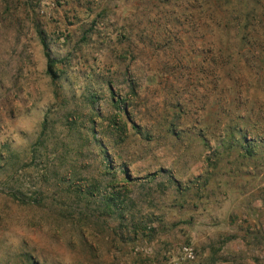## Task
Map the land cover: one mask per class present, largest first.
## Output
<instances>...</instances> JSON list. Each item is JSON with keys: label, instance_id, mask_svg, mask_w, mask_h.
<instances>
[{"label": "rangeland", "instance_id": "374dc122", "mask_svg": "<svg viewBox=\"0 0 264 264\" xmlns=\"http://www.w3.org/2000/svg\"><path fill=\"white\" fill-rule=\"evenodd\" d=\"M224 6L0 0V264H264V29Z\"/></svg>", "mask_w": 264, "mask_h": 264}, {"label": "trees", "instance_id": "16d2710c", "mask_svg": "<svg viewBox=\"0 0 264 264\" xmlns=\"http://www.w3.org/2000/svg\"><path fill=\"white\" fill-rule=\"evenodd\" d=\"M225 2V10H223L222 15H214L213 11L207 9L211 19V22L213 23L216 30H222L225 37L229 38L232 37V33H234L233 37L238 39L240 42V45L246 46L243 44L244 39L251 34V32L258 33L260 31V28L264 29V12L259 14L257 12V8L255 6H252L249 8L247 4H243V1L236 0L235 7L232 6L230 3H233L234 0H223ZM228 6L231 7V9H228ZM211 9V7H209ZM218 18V20H215L214 18ZM201 26V25H200ZM199 26V27H200ZM202 26H205L204 24ZM198 29V28H197ZM197 29H195L197 31ZM199 30V29H198ZM200 31V30H199ZM41 43L43 45V52L45 56L47 57V70L46 73L49 75L52 79V82L54 84L57 83L59 75L57 73L60 72L58 69V66L60 64H64L63 60L57 59L53 57L52 52H50V45L48 43L47 37L44 35L42 31H37ZM261 32V31H260ZM264 35V33H261ZM47 129L46 125L44 124V130ZM243 140L245 141V137H243ZM39 140L37 141V145H39ZM246 151L250 152L249 149ZM82 192V190L80 191ZM12 197L19 202L26 203L31 202L32 198L27 199L19 197L15 193H11ZM89 194V193H87ZM124 194H116L114 196H106L103 197L101 200L102 205L104 206L105 211L109 212V215L114 214V211H121L119 215V219L124 218L123 210L125 208L124 204ZM36 201V200H33ZM113 211V212H112ZM135 230V233L139 229L137 226H134L133 228Z\"/></svg>", "mask_w": 264, "mask_h": 264}, {"label": "built area", "instance_id": "2783aa9c", "mask_svg": "<svg viewBox=\"0 0 264 264\" xmlns=\"http://www.w3.org/2000/svg\"><path fill=\"white\" fill-rule=\"evenodd\" d=\"M184 251H185L186 256H187L188 258H192V252H191L189 249L185 248Z\"/></svg>", "mask_w": 264, "mask_h": 264}]
</instances>
